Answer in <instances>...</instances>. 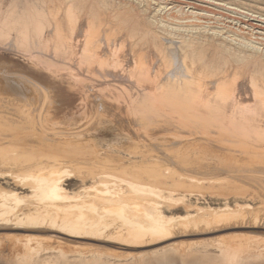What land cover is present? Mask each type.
Returning <instances> with one entry per match:
<instances>
[{
	"label": "bare ground",
	"instance_id": "1",
	"mask_svg": "<svg viewBox=\"0 0 264 264\" xmlns=\"http://www.w3.org/2000/svg\"><path fill=\"white\" fill-rule=\"evenodd\" d=\"M232 1L13 2L0 21V170L34 201L0 193V220L137 247L240 212L264 223V13ZM192 200L194 215L163 216Z\"/></svg>",
	"mask_w": 264,
	"mask_h": 264
},
{
	"label": "rangeland",
	"instance_id": "2",
	"mask_svg": "<svg viewBox=\"0 0 264 264\" xmlns=\"http://www.w3.org/2000/svg\"><path fill=\"white\" fill-rule=\"evenodd\" d=\"M28 1L35 2L36 6L42 9V0H0V13L2 11V15H0V21L6 15L5 13H7V15L8 13H10L7 10L10 9L9 6H11L13 2L14 5L16 3V7H18V10H24ZM79 1L80 3H85V1L87 2L88 0ZM226 1L228 0H225V2ZM232 2H234L235 4H239V2H244L249 5V7L250 5H253L255 6L253 7L254 10H260L262 8L261 10H263L264 13V0H233ZM119 9L125 11V9L127 10V6H123V8L121 7ZM136 11H133V13L135 14ZM243 11L250 12L248 8H243ZM134 22L139 25L141 24L143 27H145L143 25L144 20L140 22L139 20H137V18H134ZM0 174H2L0 175V193H4V197H6L5 201L7 204L13 206L12 203H10L11 201L9 199V193L12 190V192L19 194V197L23 200L24 205L32 204V201L34 200H30L32 199L31 188L24 186L22 183H19L16 178H14L8 172H4V170H2V172L0 170ZM67 184L70 193H76V190L78 191V187L80 186V181L77 179L68 178ZM26 198L28 200H26ZM201 202H203V200H201ZM192 203L193 205L189 203L186 204L187 206L182 204L179 207L165 208L162 210L163 216L166 218H173L177 221L180 218L194 215L195 213L199 212V210L194 206L196 205L195 200H192ZM250 204L256 206V203L253 201ZM224 205L225 204L222 203V206ZM235 205L236 203L231 202L230 207H235ZM243 216H245V213L240 212L239 216L236 217L235 221L229 224L226 223L211 226L205 224H191L187 226L177 225L173 227L169 233L166 234L171 235L173 238L171 237L170 239L164 240L161 243L150 244V246L147 244L148 242H151V240H148V242H145V246L140 247L132 245L129 246V244L126 245L125 243L127 242L121 240L117 241L114 238V240L109 238H98V240L94 241L84 237L79 239L70 236L68 237V235L52 231L46 224H19L21 225L19 228H14L16 227L15 221L7 222L5 220H0V264H264V223L263 221H259L261 223L257 224L254 223V221L258 220V218L243 219ZM240 232L242 233L241 238L239 239L240 236H238L237 240L236 236L240 235ZM249 232L254 234L251 235ZM228 234L229 236H227ZM26 235H29L28 237L30 238V240ZM220 235H222L223 237L221 238ZM248 235L250 239L248 238ZM12 236H14V238ZM23 236H26L30 243L28 240H25L26 238H23ZM33 236H37L38 238H34ZM251 236H255L253 237V241V238H251ZM261 236H263V238ZM46 237H48V240L44 239L43 241L46 242L48 248L46 244H42V238ZM15 238L16 242L14 243ZM54 238H60V241H63L61 242L62 244H58V242H56V239ZM220 238L223 242L220 240ZM226 238L227 240L224 241V239ZM229 238L231 239L229 240ZM243 238L245 239V241L243 240ZM256 238L259 239L256 240ZM38 239H40V242L42 241L41 243L39 242L40 244H38L37 242L39 241ZM240 240L243 242H241ZM10 241H13L12 243H14V245L10 243ZM25 241L28 242V246L26 247L27 249L24 248ZM32 241L34 242V244L31 243ZM237 241L239 246H237ZM187 242H192V244ZM228 242H230V245L228 244ZM244 242L249 243H246L248 244L246 245ZM239 243L242 245V247ZM63 244L64 246H62ZM19 245L20 248H17V246ZM33 245L40 246L31 248L30 246ZM59 245H61V247ZM224 245L227 246L225 247ZM39 247H41L42 249ZM232 247L238 248V251L234 248V251L236 253L234 254L236 256L234 254L233 256L235 257L232 256ZM239 247L241 249H239ZM16 248H24V251L19 253L20 250H17ZM33 248H35V251ZM227 249L229 250L228 252ZM13 251L15 254L13 253ZM16 251H18V253ZM32 251L36 254L31 253ZM24 252L28 253L29 255L24 254ZM225 252H227L228 254ZM230 252L233 258H230Z\"/></svg>",
	"mask_w": 264,
	"mask_h": 264
}]
</instances>
